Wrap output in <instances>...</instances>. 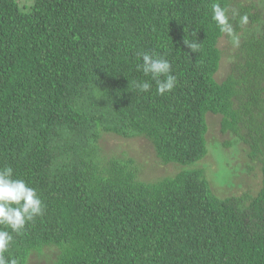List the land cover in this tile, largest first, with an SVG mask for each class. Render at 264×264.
Masks as SVG:
<instances>
[{
  "label": "trees",
  "instance_id": "1",
  "mask_svg": "<svg viewBox=\"0 0 264 264\" xmlns=\"http://www.w3.org/2000/svg\"><path fill=\"white\" fill-rule=\"evenodd\" d=\"M31 1L0 0V168L34 188L44 211L19 235L6 229V257L264 264V0ZM144 52L171 63L172 92L157 94L140 70ZM143 81L148 92L136 86ZM211 115L229 132L223 146L245 156L240 167L226 156L220 186L200 163ZM107 135L143 138L159 165L180 171L143 181L134 158L104 154ZM255 168L258 190L227 193L258 176Z\"/></svg>",
  "mask_w": 264,
  "mask_h": 264
},
{
  "label": "rangeland",
  "instance_id": "2",
  "mask_svg": "<svg viewBox=\"0 0 264 264\" xmlns=\"http://www.w3.org/2000/svg\"><path fill=\"white\" fill-rule=\"evenodd\" d=\"M20 3L21 8L29 7L32 4L31 0H17ZM222 37L218 42V48L221 50L222 54V66L229 67L231 64V59L229 58V53L232 51L231 46L229 47V43ZM222 67V68H223ZM221 68V69H222ZM225 76L224 71H220L218 73V77L222 79ZM218 79V78H217ZM220 116L211 115L209 117V129L206 135L207 144H208V153H206L205 157L201 160V164H206L207 167L204 168V176L207 179L211 178V173H213V182L218 184V186L223 184L222 177L224 176L225 179H229V171L225 172L226 168V156L227 161L231 166L237 161H240V165H242L243 161H245L244 154L241 153V150L235 152L232 147H224V143L229 141L230 135L226 132H221L220 130ZM106 141L105 146H103L104 154L108 155V157L113 156L120 159H128L134 158L136 160V165L138 168V178L143 181L153 180L157 181L159 179L174 176L177 172L180 171L179 165L169 164V165H159V161L154 158L152 152H149L147 141L143 138H136V139H127L123 140L120 137H115L112 135H107L104 139ZM240 146V145H239ZM237 148L242 149L240 146ZM198 166L199 168L201 165L195 164L192 167L195 168ZM209 167V168H208ZM256 169V176L254 179L247 178L245 181L249 184L244 183L245 185H241L240 187L229 188L227 190L228 194L239 195L245 190L256 191L259 189V169ZM215 170V171H214ZM217 171L220 175H216ZM216 172V173H215ZM231 184V181H227L224 184ZM248 185V186H247ZM221 195L223 190L219 189ZM226 193V192H224ZM226 193V194H227ZM38 260L40 262H38ZM32 264H44L42 263V258L37 259L33 258Z\"/></svg>",
  "mask_w": 264,
  "mask_h": 264
},
{
  "label": "clouds",
  "instance_id": "3",
  "mask_svg": "<svg viewBox=\"0 0 264 264\" xmlns=\"http://www.w3.org/2000/svg\"><path fill=\"white\" fill-rule=\"evenodd\" d=\"M213 19L223 27V30L231 34V26L228 23L225 10L219 4L212 6ZM247 23V17L241 19ZM195 47V45H193ZM142 59V70L145 76H150L156 84V92L165 95L174 90L177 80L172 74L171 63L152 53L140 54ZM141 91L148 92L152 85L148 81L136 85ZM44 205L37 191L30 187L23 179L13 178V169L10 166L0 168V264H19L16 258L6 257L12 243L13 236L7 231L19 235L29 222L42 216Z\"/></svg>",
  "mask_w": 264,
  "mask_h": 264
}]
</instances>
